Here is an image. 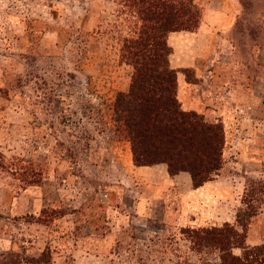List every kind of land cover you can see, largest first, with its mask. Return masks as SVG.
<instances>
[{"label":"rangeland","instance_id":"374dc122","mask_svg":"<svg viewBox=\"0 0 264 264\" xmlns=\"http://www.w3.org/2000/svg\"><path fill=\"white\" fill-rule=\"evenodd\" d=\"M194 2L190 38L166 41L190 64L167 56L180 108L222 125L221 166L196 190L164 163L135 168L113 132L110 103L131 73L118 57L133 30L121 0H0V252L207 264L216 252L181 228L233 222L249 189L262 196L244 241L264 242V0Z\"/></svg>","mask_w":264,"mask_h":264},{"label":"trees","instance_id":"16d2710c","mask_svg":"<svg viewBox=\"0 0 264 264\" xmlns=\"http://www.w3.org/2000/svg\"><path fill=\"white\" fill-rule=\"evenodd\" d=\"M131 18L132 34L120 39L118 57L131 67L125 91H116L110 103L112 129L128 142L135 166L164 163L168 175L187 173L191 188L201 186L221 166L223 130L220 121H208L201 113L180 108L176 97V71L170 68L167 35L193 31L200 19L194 0H121ZM257 189L243 191L240 214L219 226L181 228L191 247L216 252L207 264H264V242L245 244L247 220L260 200ZM238 248L239 254L233 253ZM45 248L36 255L0 252V264H45Z\"/></svg>","mask_w":264,"mask_h":264},{"label":"crops","instance_id":"0c3cea01","mask_svg":"<svg viewBox=\"0 0 264 264\" xmlns=\"http://www.w3.org/2000/svg\"><path fill=\"white\" fill-rule=\"evenodd\" d=\"M190 34H191V32H189V31H174V32H169L168 33V35H167V40H170V39H175V38H178L179 40H181V39H189L190 38ZM193 34V33H192ZM171 46V56L173 57V64H172V66H181V65H190L189 63H180V61H182V60H185V59H183L182 58V56H181V54H180V51H181V49L183 50V49H185V47H183L182 45H181V43L180 44H178V46H174L173 44H171L170 45ZM177 54V55H176ZM175 56H177L178 58H177V61H176V58H174ZM189 59V58H188ZM171 61V60H170ZM180 85H181V82H180V79L177 81V95H179L180 94V90H181V87H180ZM162 164V163H161ZM153 165H150V166H135L134 165V167L135 168H137V169H141V168H143V167H152ZM164 169H165V167H164ZM167 173V172H166ZM187 174V173H186ZM175 175H177V174H175ZM173 176V175H172ZM188 179H189V177H188ZM208 182V181H207ZM202 186V185H201ZM201 186H198V187H196V188H193L194 190H196V189H198L199 187H201Z\"/></svg>","mask_w":264,"mask_h":264}]
</instances>
